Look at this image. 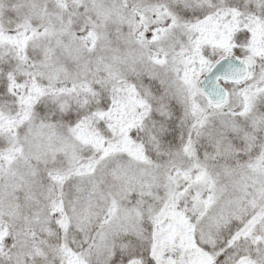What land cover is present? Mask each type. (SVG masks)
Segmentation results:
<instances>
[{"label":"rangeland","instance_id":"obj_1","mask_svg":"<svg viewBox=\"0 0 264 264\" xmlns=\"http://www.w3.org/2000/svg\"><path fill=\"white\" fill-rule=\"evenodd\" d=\"M0 111V264H264V0H0Z\"/></svg>","mask_w":264,"mask_h":264},{"label":"water","instance_id":"obj_2","mask_svg":"<svg viewBox=\"0 0 264 264\" xmlns=\"http://www.w3.org/2000/svg\"><path fill=\"white\" fill-rule=\"evenodd\" d=\"M249 74L246 62L237 56H225L219 59L203 77L201 89L209 101L214 104L228 99L229 92L225 83H240Z\"/></svg>","mask_w":264,"mask_h":264},{"label":"trees","instance_id":"obj_3","mask_svg":"<svg viewBox=\"0 0 264 264\" xmlns=\"http://www.w3.org/2000/svg\"><path fill=\"white\" fill-rule=\"evenodd\" d=\"M242 29H247V28H245V25H242V24H237V28L235 29V30H242ZM243 53L241 52V50H239V49H235V51H234V53H233V55H237V56H241ZM218 60V59H217ZM216 60V61H217ZM215 61V62H216ZM246 81V80H245ZM244 81V82H245ZM244 82H242V83H244ZM242 83H239V85H241ZM230 85V84H229ZM238 85V84H237ZM0 117H5L3 114H2V112L0 111ZM8 123H12V124H14V125H20L21 123H18V120H16V121H14L13 122V120L12 119H10V121L8 122ZM17 123V124H16ZM81 168V166L79 165L78 167H76L74 170H72V172H71V174H75V173H77L78 171H77V169L79 170ZM4 231V236L1 238V240H0V245H1V247H0V253H3V252H5L6 251V246H3V244L5 243V242H8V240L11 238V235H13V233H12V230H3ZM6 244V243H5ZM3 251V252H2Z\"/></svg>","mask_w":264,"mask_h":264}]
</instances>
